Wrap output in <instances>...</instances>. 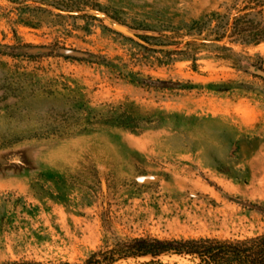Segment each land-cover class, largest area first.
Returning a JSON list of instances; mask_svg holds the SVG:
<instances>
[{
    "label": "rangeland",
    "instance_id": "1",
    "mask_svg": "<svg viewBox=\"0 0 264 264\" xmlns=\"http://www.w3.org/2000/svg\"><path fill=\"white\" fill-rule=\"evenodd\" d=\"M262 8L0 0V264L264 235V41L219 37Z\"/></svg>",
    "mask_w": 264,
    "mask_h": 264
},
{
    "label": "trees",
    "instance_id": "2",
    "mask_svg": "<svg viewBox=\"0 0 264 264\" xmlns=\"http://www.w3.org/2000/svg\"><path fill=\"white\" fill-rule=\"evenodd\" d=\"M226 35L243 43L258 44L264 41V8L234 17L232 24L225 27L219 37ZM98 255H102L109 263L116 258L146 257L148 260L140 264H164L161 261L163 255H189L198 259L199 264H264V235L242 240L209 237L172 240L136 238L122 242L106 253H94L89 262Z\"/></svg>",
    "mask_w": 264,
    "mask_h": 264
},
{
    "label": "water",
    "instance_id": "3",
    "mask_svg": "<svg viewBox=\"0 0 264 264\" xmlns=\"http://www.w3.org/2000/svg\"><path fill=\"white\" fill-rule=\"evenodd\" d=\"M264 76V72L261 73Z\"/></svg>",
    "mask_w": 264,
    "mask_h": 264
}]
</instances>
